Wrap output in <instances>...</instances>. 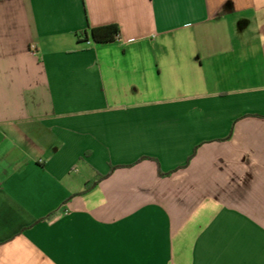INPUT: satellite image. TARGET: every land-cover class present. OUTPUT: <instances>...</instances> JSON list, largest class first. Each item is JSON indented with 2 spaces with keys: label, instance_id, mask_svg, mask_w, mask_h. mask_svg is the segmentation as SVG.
Wrapping results in <instances>:
<instances>
[{
  "label": "crops",
  "instance_id": "obj_1",
  "mask_svg": "<svg viewBox=\"0 0 264 264\" xmlns=\"http://www.w3.org/2000/svg\"><path fill=\"white\" fill-rule=\"evenodd\" d=\"M0 264H264V0H0Z\"/></svg>",
  "mask_w": 264,
  "mask_h": 264
},
{
  "label": "trees",
  "instance_id": "obj_2",
  "mask_svg": "<svg viewBox=\"0 0 264 264\" xmlns=\"http://www.w3.org/2000/svg\"><path fill=\"white\" fill-rule=\"evenodd\" d=\"M119 35V30L114 25L102 26L97 28H89L88 32H81L78 34V38L82 39L83 41L87 42L91 40L96 45H107L113 43ZM114 169V168H112ZM162 175V174H161ZM106 176L97 175L95 180L91 183H88L83 192L87 193L91 190L96 184L103 180Z\"/></svg>",
  "mask_w": 264,
  "mask_h": 264
}]
</instances>
